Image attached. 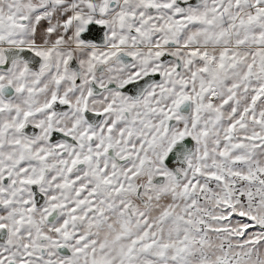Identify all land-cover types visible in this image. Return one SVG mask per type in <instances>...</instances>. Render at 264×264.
<instances>
[{
    "label": "snow or ice",
    "instance_id": "1",
    "mask_svg": "<svg viewBox=\"0 0 264 264\" xmlns=\"http://www.w3.org/2000/svg\"><path fill=\"white\" fill-rule=\"evenodd\" d=\"M0 264H264V0H0Z\"/></svg>",
    "mask_w": 264,
    "mask_h": 264
}]
</instances>
